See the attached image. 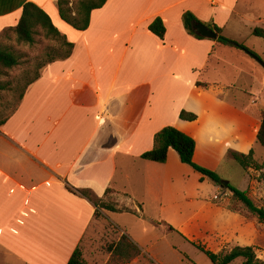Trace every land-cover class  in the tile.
Returning <instances> with one entry per match:
<instances>
[{
  "label": "crops",
  "instance_id": "obj_1",
  "mask_svg": "<svg viewBox=\"0 0 264 264\" xmlns=\"http://www.w3.org/2000/svg\"><path fill=\"white\" fill-rule=\"evenodd\" d=\"M57 1L0 0V34L17 25L28 2L58 25ZM186 11L219 26L258 57L190 34ZM156 17L165 23L164 39L149 30ZM255 28L264 29V0H108L93 10L89 27L78 30L72 55L47 65L0 126V261L67 264L78 247L86 253L95 245L96 206L70 188L90 189L140 213L150 203L162 205L180 178L174 164L191 175L172 148L166 163L141 158L165 126L192 136L194 161L207 168L219 146L223 157L255 152L264 110V95L248 92L256 81L264 85L257 59L264 62V43ZM241 74L251 82H241ZM238 92L246 93L245 101L233 98ZM183 110L197 118L182 119ZM196 177L207 180L197 171ZM200 185L196 194L187 192L194 212L178 225L188 239L210 230L208 222L216 221L209 233L259 223L230 208L231 198L215 200V193L213 200L202 199Z\"/></svg>",
  "mask_w": 264,
  "mask_h": 264
},
{
  "label": "rangeland",
  "instance_id": "obj_2",
  "mask_svg": "<svg viewBox=\"0 0 264 264\" xmlns=\"http://www.w3.org/2000/svg\"><path fill=\"white\" fill-rule=\"evenodd\" d=\"M58 29L68 36L69 41L75 45L79 40L78 30L62 21L58 16L56 17ZM68 29V30H67ZM11 36L4 35V31L0 34V41L7 44H12L22 51H24L30 60V64H23L10 72L9 76H0V80L7 81L19 78L21 73L31 66L38 56H43L47 45H58L55 41L44 40L42 44L29 46L19 44L13 34ZM258 41L264 43V38H258ZM253 44V43H251ZM260 48L259 45H256ZM75 48V47H74ZM74 51V50H73ZM233 62H237L234 60ZM231 60V57L230 59ZM232 62V61H231ZM240 81H250L251 78L247 74L240 75ZM250 79V80H249ZM255 81V80H254ZM257 87L254 91L249 90L254 95H264V85L256 81ZM245 94L243 92L233 93V98L236 97L237 101H245ZM18 91L6 90L0 94V120L8 116L13 108L16 106ZM262 106V104L260 103ZM173 149V148H172ZM221 146L217 148L215 156L209 158L211 169L215 170L223 181L230 183L240 190L248 191L250 197L259 206L264 207V170H256L249 168L247 171L233 158L229 156H221ZM179 159L181 165L183 162L180 160L178 152L174 149L173 154ZM231 155V154H230ZM232 156V155H231ZM169 159V161H172ZM254 158L258 162H264V147L256 142ZM191 175L182 173V169L174 164L172 168L173 173L179 174V179H174L175 182L168 188L165 194V200L162 205L148 204L145 213L139 211L136 207L138 214L126 213H110L109 211L102 210L101 216L97 218L96 230L98 237L94 246L89 247L86 253L83 252L87 264H213L210 258L201 251L192 241L201 243L214 252H228L235 246H252L254 247L257 255L264 260V224L263 227L256 222L249 221L242 226L235 225L230 231H218L209 233L210 230L216 225V221L208 222L212 227L203 229L200 236L196 240H190L184 237L178 229L180 219L192 214L194 212L193 206H190L188 199L185 198L187 192L192 191L196 194L199 186L198 193L200 197L205 200H213V196L231 198L232 193L224 185H218L212 180L208 179L206 182L196 177V170L191 166L185 165ZM204 182V183H203ZM218 185V190L214 186ZM151 185L146 184L149 188ZM217 200V199H215ZM108 203H113L111 199L104 200ZM216 204L217 201H214ZM233 207L236 205L232 204ZM216 206L212 209H216ZM242 209L240 205L237 206ZM129 209L127 206L120 207ZM131 209V208H130ZM133 210V209H132ZM143 211V209L141 208ZM209 210V209H208ZM240 212L244 213L249 218H253L252 214L247 210L242 209ZM206 215L212 214L211 212L204 211ZM109 214V215H108ZM214 215V214H213ZM211 215V220H215ZM173 227L174 229H171ZM127 234L134 242H136L142 253L130 260L123 262L119 258H114L108 248L112 244H116L123 234ZM129 233V234H128ZM0 264H3L0 261ZM231 264H243V259L238 258Z\"/></svg>",
  "mask_w": 264,
  "mask_h": 264
},
{
  "label": "trees",
  "instance_id": "obj_3",
  "mask_svg": "<svg viewBox=\"0 0 264 264\" xmlns=\"http://www.w3.org/2000/svg\"><path fill=\"white\" fill-rule=\"evenodd\" d=\"M107 1L108 0H58L57 5L62 20L77 30H86L90 25L92 11L102 8ZM195 22L200 21L191 11H186L183 15L185 28L195 37L204 38L195 31L193 27ZM208 26L218 33V42L247 51L251 55L258 57L257 54L245 44L226 37L219 26L215 24H208ZM149 30L159 38H165L166 26L161 17H156L150 23ZM10 34L15 36L17 43L29 46L42 44L44 40L58 43V45H47L44 55L38 56L36 60L31 63V66L21 73L19 78L17 77L7 81L0 80V94L2 91L6 90L18 91L17 103L12 110V112H14L23 100L29 86L41 77L42 70L55 61L69 58L73 53L75 44L69 41L67 36L58 29L48 12L33 2H28L24 5L22 15L17 25L9 27L4 31V35L11 36ZM253 34L257 37L264 38V29L255 28ZM23 64H30V60L26 53L12 44L0 41V76H9L13 69ZM197 85L207 86L206 83L200 81H198ZM9 115L0 120V126L6 121ZM180 117L184 120L193 121L197 118V115L183 110L180 113ZM257 142L264 147V110L262 112L261 125L257 133ZM196 146L197 142L192 136L172 125H168L155 134L154 147L142 153L141 158L154 162L166 163L169 157V151L173 148L178 152L180 160L192 166L194 170L202 175V178H208L214 183L222 185V178L215 170L202 166L194 161ZM231 155L246 171L249 168L264 170V162L260 163L255 160L253 149L249 154L233 151ZM226 188L232 192L229 204L230 208L237 211H241L242 209L247 210L259 223L264 224V207L257 205L250 197L248 191L240 190L230 183ZM70 189L94 203L96 206V217L101 216L102 210L114 213H123V211H125L126 213L138 214L130 208L123 209L116 204L104 201L90 189ZM109 191L110 189H108L107 192ZM232 204L236 205V207H233ZM238 205H240L242 209H239L237 207ZM171 229L174 228L171 227ZM192 242L210 258L213 264H231L238 258L243 259V264H264V260L258 257L252 246L238 245L228 252L218 253L207 249L206 246L201 243H197L196 241ZM108 250L112 253L114 258H119L123 260V262H129L142 253L140 246L125 233L116 244L110 245ZM67 264H87V260L81 248L78 247L74 251Z\"/></svg>",
  "mask_w": 264,
  "mask_h": 264
},
{
  "label": "water",
  "instance_id": "obj_4",
  "mask_svg": "<svg viewBox=\"0 0 264 264\" xmlns=\"http://www.w3.org/2000/svg\"><path fill=\"white\" fill-rule=\"evenodd\" d=\"M193 27L195 31L203 37L212 38V39L218 38V33L202 22H195L193 24ZM258 61L264 66V62L262 60L258 59ZM228 184H229L228 182L222 180V185L227 186Z\"/></svg>",
  "mask_w": 264,
  "mask_h": 264
},
{
  "label": "built area",
  "instance_id": "obj_5",
  "mask_svg": "<svg viewBox=\"0 0 264 264\" xmlns=\"http://www.w3.org/2000/svg\"><path fill=\"white\" fill-rule=\"evenodd\" d=\"M218 198V196H215V199H217Z\"/></svg>",
  "mask_w": 264,
  "mask_h": 264
}]
</instances>
